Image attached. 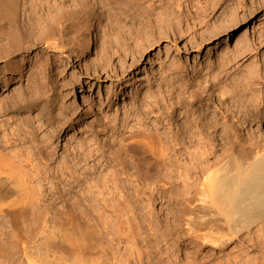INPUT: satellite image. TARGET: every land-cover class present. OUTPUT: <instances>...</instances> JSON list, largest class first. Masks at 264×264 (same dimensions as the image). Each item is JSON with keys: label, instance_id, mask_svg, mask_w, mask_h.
Segmentation results:
<instances>
[{"label": "bare ground", "instance_id": "obj_1", "mask_svg": "<svg viewBox=\"0 0 264 264\" xmlns=\"http://www.w3.org/2000/svg\"><path fill=\"white\" fill-rule=\"evenodd\" d=\"M67 1L78 4L79 9L68 10L69 5H64ZM107 1L109 2L110 11L114 14L116 12L117 15L122 14L121 10L124 6L123 11L132 7L129 0ZM131 1L138 3V0ZM146 1L148 4L151 2L146 6L149 12H151L153 6L158 7L156 10H159V6L156 4H161V11H157L160 12L157 17L161 21H158V26L157 24L153 25L155 28L158 27L156 29L158 31L153 26L151 27L150 22H148L149 19L152 21L155 16L153 19L147 17L145 24L139 22L140 27H136V31H132V35L134 37L136 34V39H138V42L141 40V44L137 47L138 54L135 53L137 55L133 56L132 63L128 65L126 73L122 71L123 76L134 67L137 69L145 58L149 59L154 48H158L159 52L156 56H160L162 43L165 41L172 43V39L174 40L172 44L177 43V40L180 38L182 40V36H187L191 32L190 30L194 31L193 28L197 25L191 26L192 21L189 22L187 16L190 13H186V16H183V13L177 14L176 9L181 8L183 1L186 2V0ZM199 1H194V4ZM226 1L207 0L204 1L205 3H198L199 6L194 5L192 1L194 6H191L193 9L190 8V10L194 11L196 9L195 17L192 15L194 24L197 22L203 25L205 21L202 18L214 14ZM103 2L105 1L0 0V40L7 41V48H10L6 52L0 53V59L6 62L9 55L18 52L22 47L25 48V45H30L29 47L37 46L34 39L41 29L42 41L47 48L62 56V59L65 58L70 61L73 54L70 53L71 50L75 48V44L83 43L79 38L84 29L86 30L89 26L93 29L91 16L93 15V18L97 17L99 6ZM135 3L134 5H137ZM21 6H23L21 13L23 19L19 18ZM66 7L68 8L66 9ZM235 9V7L234 9L231 8L229 12L225 10L226 13L221 14L219 19L218 16L216 17L218 22L206 28L203 34L202 30L200 33L203 37L199 33L202 40L196 33L200 41H195L196 36H194L195 40L187 36L189 43L184 44L186 45L184 49L187 54L191 51L200 52L207 48L208 65L213 64L212 54L215 50H218L219 58H216L219 63L217 69L211 67H207L208 70L206 69L207 72L214 70V73L211 74L213 71L210 72L211 75L207 76L206 74L209 80L207 77H205L206 80L199 77L197 78V85L187 81L176 86L178 82H175L174 75L172 77L175 80L168 81V79L164 83H159V79L157 88L160 89V92L158 90L159 93L154 91L150 95L148 94L149 96L147 95L148 97L141 102V106L137 104H135V107L132 106L133 115L138 118L139 123L144 122L142 116L145 114V110L148 115L158 114L156 117L158 129L154 130L155 132L152 128L141 130L144 123H138L139 126L137 124L133 128L134 130L131 129L133 132L128 136V140L125 137L122 138L124 139L123 142L130 141L142 150V156L139 157V161L137 160L138 162L135 165V173L138 175L137 180H132L133 175L125 170H122V174L113 171L109 174L101 173L100 169L103 164L96 168L97 158L104 159V163L108 164V167L111 164L107 160L108 151L105 150L107 147L104 149V146L101 145H96V149L94 151L90 149L88 153L82 150V152H76L75 156L69 155L68 151L67 154L65 153L64 156L58 159V157L52 155L56 151L51 152L52 146L49 143V133L41 130L43 125L37 128L31 120L33 117L30 120L26 117V120L23 119L20 122L11 121L8 119L9 116L7 117V109L4 110L5 100L2 101L0 104V118L7 117L5 120H8L5 122L0 121V129L2 130L0 137L1 264H149L147 246L143 243L146 242V236L149 234H146L148 232L146 226L148 227V224L152 225V222L149 221L148 223V216L151 220L152 215L151 210L148 211V209H151L149 208L150 204L155 201L157 195H160L161 199L167 200L168 203L171 200L176 201L177 204L169 206L184 215L191 216V219L185 222L190 228L189 231L195 235L198 234L200 236H198V239L202 240L203 243H209L215 247L233 242L234 238L250 229L251 225L264 221V133L260 134L263 130L264 121V92L256 93L254 90L256 85L254 76L257 75L254 68L259 72L261 70L258 66L259 63H253L259 69L253 68L251 65L255 74H253V71L247 70L249 72H245L241 76L238 74L239 76L233 77V80L231 79L229 82L224 81V79L221 80L222 72L252 49V47L249 48L250 42L248 43V40H245L251 35V27H248L251 17L247 16L245 18L243 16L244 20L241 21L237 16L239 9ZM45 13H47V17H45ZM132 17L130 19L133 20L134 17ZM173 17L177 18L174 19ZM209 22L211 23V20ZM241 22L246 27L242 33L241 30L236 31ZM117 24L119 25V23ZM123 25H125L124 22ZM200 25L198 28L201 27ZM113 29L112 32L117 28L114 26ZM234 30L237 34L241 33L239 38L236 39V43L234 42L235 49H233L235 52L232 51L231 41H229L230 32ZM194 32L193 34H195ZM119 35L120 33L118 34V44L122 41L120 38L129 42L126 36ZM147 35L150 40L149 43L147 37L144 42L142 41L144 36ZM222 35L226 40L224 43L221 41H224ZM112 40L114 39L112 38ZM85 41L82 48L87 49L90 53L94 43L88 42L85 44ZM124 41L123 47H128V42L125 43ZM170 44L167 43L164 47L165 50L163 48L162 50L168 53L167 47ZM220 44L222 45L220 46ZM213 45H216V47H213ZM108 50H102L105 54L102 58L100 57L101 60L96 64L97 67H95V64L92 65L94 72H96L95 69L108 71L106 70L109 64L108 60L104 59L109 53ZM231 52L234 53V56L232 55L233 57L229 58ZM175 60L176 58L174 63ZM181 62L175 63L176 65L172 64V70L183 74L185 68ZM154 64L151 60V65ZM146 68H144V71H146ZM112 73H114V70ZM165 73H168L167 70ZM114 75L115 80L111 78L113 79L112 84L121 86V77L115 73ZM138 78L136 80H139ZM3 81L4 87H7L9 81L7 75H5ZM131 86H136V83ZM154 87H151V90ZM261 95L262 98H260ZM206 97L209 98L208 103ZM217 98L220 99L218 100L220 105L216 101ZM197 103H204L203 107L201 106L202 111L197 108ZM32 104L34 103L32 102ZM40 117L46 123V114L42 112ZM127 121H125L124 127H127ZM138 121L136 120V122ZM241 130L245 131L246 136L241 134ZM256 134H259V136ZM95 157L97 158L95 159ZM125 196L124 201H129L122 203L123 200L121 202L120 198H125ZM134 209L135 211L136 209L139 210L138 212L141 214L138 215L139 219L138 216L136 219V214L133 215L134 218L129 217L130 214L134 213ZM122 212L129 214L123 217L124 220H122V216H124ZM126 216L128 217L126 218ZM137 220L138 223L139 220L141 223L143 235L138 230L141 236L134 235L138 227V225L135 226ZM263 224L261 225L263 226ZM124 226H126L125 229ZM91 228L97 229L98 233L93 229L90 230L92 232L88 231L89 234L86 233V230ZM259 228L258 236L256 233L257 237L254 240L252 238L251 242L254 241L256 245L262 247L264 245V230L261 227ZM125 235H127V238ZM139 237H142L143 241ZM89 239L91 240L90 243L93 241L94 244L87 246L85 242ZM140 241L141 244H139ZM71 243H74L75 246L73 247V244L71 246ZM121 245L125 246L126 251L130 247H132V250L136 249L139 256L136 250L133 253L130 250L131 252L128 251L130 256L126 255L128 252H125ZM139 245L141 246L137 247ZM134 254L138 258H132L135 256ZM2 260L5 262L3 263ZM187 264H194V262L191 261Z\"/></svg>", "mask_w": 264, "mask_h": 264}, {"label": "rangeland", "instance_id": "obj_2", "mask_svg": "<svg viewBox=\"0 0 264 264\" xmlns=\"http://www.w3.org/2000/svg\"><path fill=\"white\" fill-rule=\"evenodd\" d=\"M104 1L106 3L108 2L107 0H104ZM192 1H193V4H194V1L197 2V0H189V1L186 0L187 3L185 1H183L182 7L179 9L177 8L176 10H177V14L183 13V16H186V13L187 14L190 13L187 16H188L189 22L192 21V23H193V24L191 23V26L197 24L195 26L196 28L195 27L193 28L194 31H196V32H194L193 30H190L191 32L188 33V31H186V33H188L187 36L188 37L190 36L189 38L192 37L191 39H193L194 36H196L195 37L196 40L194 38L195 41H197V40L200 41V39L202 40L201 37H203L202 34L204 33V31H206L205 29L208 28L209 26H211L213 23L218 22V19L221 16V14L229 12V9H231V8L234 9V7H235L236 8L235 10L239 9L237 12V16H238V19L241 21L244 20L243 16H245V18L247 16L251 17V19L249 20V26H248V27H251V35H249L245 40H248L247 41L248 43L250 42L249 43L250 45L249 44L248 45H249V48L252 47V49H250L249 53L240 57V59H238L236 61L237 63L235 62L234 64L228 66L225 69V71L222 72L221 80L224 79V81L227 80L229 82L231 79L233 80V77L236 78L239 75L241 76V75L245 74V72L253 71V68L257 66V65L256 66H254V65L259 63L258 66L261 70H259V72H257L258 70H256L254 68V70L257 74L254 76V80H255V84H256L254 87V90L256 93H258V92L263 93L264 92V0H227L224 3L225 5L224 4L222 5L224 7L221 6L219 9H217L218 12L215 11V13H214L215 15L212 14L208 17L206 16V18L205 17L202 18L205 21V22L203 21L204 26L200 25L197 22H195V24H194L193 18L195 17L196 9L193 11L192 10L193 7H191V6H194L196 4H197L196 6H199L198 3H200V2L205 3L207 0H200V1L198 0L199 2L195 3L194 5L192 4ZM67 2L64 5L66 6L68 4L69 8L66 7V9L67 8H68V10H75V9L78 10L79 9V7L77 6L78 4L76 5V3L73 4L72 2H68V3ZM105 2H103L102 5L99 6L97 17L93 18V15L91 16L93 19L92 20L93 29L91 26L87 27L86 30L85 29L83 30V32L79 38L80 41L83 43L86 40L85 44L88 42L94 43V44H92L93 47L91 48L90 53H88L87 49L84 50L82 48L83 43H81V44L79 43L81 46L79 44H75L76 46H78V45L79 46L76 47L74 45L75 48L71 50L70 53H73V54H72L70 61H68L65 58L62 59V56H59L58 54L49 50L47 48V46L43 43V41H42L43 36H42V33H40V32H42V30L40 29L39 32H37L36 38L34 39V40H36L34 42L37 46H35V47L32 46L33 47L32 48V47H29L30 45L29 46L25 45V48L22 47L21 50H19L18 52H15L11 56L9 55L7 58L8 60L6 62L3 61L2 59H0V101H1L0 104L2 103V101L5 100L4 101L5 102L4 103L5 109L4 110L6 111V109H7V117L9 116L8 119H10L11 121L16 120V121L20 122L23 119L26 120L28 118L30 120L33 117L31 120H33L34 125H36L37 128H39L40 125H43L44 128L42 127L41 130L47 131L49 133L48 134V138H50L49 143L51 144L52 150H53V151L51 150V152L53 153L56 151L54 154H52V153H50V154L54 155L55 157H58V159H60L62 156H64L65 153L68 151H69L68 152L69 155L75 156L76 152H80L82 150L83 152L88 153V152H90V149H91V151H94L97 147L96 145H101V146H104L103 147L104 149L107 147L105 149L106 151H108L107 160H109V164L110 163L111 164L108 167V164L106 165V163H104V159L100 160L99 158L95 157V159L97 158L96 168H99L100 165L103 164V166L100 169V172L103 174H109V173H112V171L115 173H118V174H122L121 173L122 170H125V171H127V173L133 175L132 180H134L138 176L135 173L136 172L135 165L139 161V157L142 156V150H140V148L137 145L131 143L130 141L129 142L125 141L126 143L122 141V140H124V139H122L124 137L127 138V140H128V136L130 135L131 132H133L134 126H137V124L139 123L138 118H136L133 115L134 110L132 108L135 107V104L141 106L140 105V104H142L141 102L144 99H146L154 91L157 93L159 90V92H160V89L157 88L158 84L160 82L164 83L165 80L167 81L168 79H169L168 81L174 79L172 77V75H174V77L176 79V80L174 79L175 82L176 83L178 82L176 84V86H178L179 83L182 85L184 82L186 83L187 81L189 83H195V85H197L198 84L197 78H199V77L203 78V80H206L205 77L214 73V70H209L207 72V70H208L207 67L217 69L216 67L218 66V63H219V60H217V58H219V53H217L218 50L214 51V54H212L213 57H211L212 59L214 58L213 64L208 65V62H207V60H208V56H207L208 49L207 48H204L200 52L191 51L190 53L187 54L185 49H184L186 47V45H184V44L189 43L188 37L182 36V40H180L181 39L180 38L179 39L180 41L177 40L178 42L175 44H172L174 40L171 37L172 43L170 41H167V42L165 41L164 43L161 44V47H160L161 48V54H160V56L158 55L159 57L156 56L159 52V50H157L158 48H154L153 52H151V54L149 56V59L145 58L144 62L142 64H140V66L137 67V69H136V67H134L133 69L130 70L129 73H127L126 75L123 76L122 71H123V73H126L128 65H131V63H132L133 56L135 57L138 54L137 53L138 52L137 47H139V45L141 44L140 43L141 40H139V42H138V39H136L137 38L135 36L136 34L133 37L132 31L133 32H134V30L136 31L135 28L138 27L140 23L146 22L147 17L148 18L150 17L151 19H153L155 16V18L152 21L150 19H149L150 21L148 20V22H150L149 24H151L150 25L151 27L153 25L157 24L158 21L160 20L159 17H157V14L160 12H157V11H161V8H160L161 4L160 5L158 3L156 4L157 6H159V10H156L158 7L153 6V8L151 9V12H149V11H147L146 6H148L151 2H149V4H148L147 1L145 2V0H143V1L138 0V3H135L134 1L130 2V0H129V4L132 7L127 8V10H125L126 11L125 12V11H123V9L125 8V6H124L121 10L122 14L117 15L116 12L114 14V12L110 11V8L108 7L109 2L107 4ZM134 3L137 5H134ZM240 3H242V4H240ZM103 4H104V6H103ZM152 4H154V2H152ZM136 6H138V7L136 8ZM21 7H22V9H20L21 11L19 14V18L23 19V16H22L23 14H21L22 10H23V6H21ZM104 8H106V9L104 10ZM190 8H192V9L190 10ZM102 10H104V11H102ZM225 10H226V12H225ZM135 12H138L139 14L135 13ZM152 12H154V13H152ZM45 15L44 16L47 17V13H45ZM149 15H152L153 17L149 16ZM192 15H194V17ZM132 16L134 17L135 20L130 19ZM143 17H144V19H142ZM127 18H129V19H127ZM173 18L175 19L177 17H173ZM173 18H171V19H173ZM204 18L208 21H206ZM155 19H158V20H155ZM210 20H211V23L209 22ZM155 21H157V22H155ZM123 22L125 25H123ZM207 22L210 24H208ZM117 23H119V25ZM113 24H116V25H113ZM206 24H207V26H206ZM199 25L201 27L198 28ZM114 26H115V28H117L114 31L115 34H114V32H112L114 30L113 29ZM157 26H158V24H157ZM157 26H156V28H155V26H153V28L156 30V29H158ZM123 27H125V28H123ZM203 27H205V28H203ZM245 28L246 27H245L244 23L241 22L239 27L236 29V31L241 30V33H242L243 30H245ZM119 29H120V31H118ZM202 30H203V32H202ZM156 31H158V30H156ZM236 31L235 30L233 32L231 31L230 36H229V41H231V45H232V51L235 49L234 42L236 41L237 38H239V35L241 34V33L237 34ZM121 32H123V33H121ZM193 32L195 34H193ZM200 32H202V34ZM119 33H120L119 36L124 35L129 39V42L127 40L128 47H123L124 39H122V38H120V40H122V41H120L118 44V41H119L118 40L119 39L118 34ZM196 33H197V35H199V37L201 34L200 39L196 35ZM125 34H127V35H125ZM104 36H106V37L104 38ZM146 37L148 38V35L144 36V39H142V38H140V39H142V41L144 42ZM221 37L224 39V41L221 40L224 43L226 41L224 38V35H222ZM112 38L114 40H112ZM116 38H117V41H116ZM108 40H109V43H108ZM147 40L146 41L149 43V41H150L149 38ZM146 41H145V43H146ZM124 42L127 43L126 41H124ZM6 43H7V41L0 40V50H1L0 53L6 52V50L10 49V48H7ZM167 43L168 44L171 43L170 44L171 46L170 45L168 46L171 49H169L167 47L168 53L163 51V50H165L164 47H166ZM213 43H216V42L213 41ZM163 45H165V46H163ZM221 45L222 44H220V46ZM104 47H106V48H104ZM213 47H216V45H213ZM125 48H126V50H125ZM162 48H163V50H162ZM104 49L105 50L109 49L108 55H106V58L104 57V59L105 60L107 59L108 63H109L107 68H106V70H108V71H102L100 69L99 70L95 69L97 72L96 73V72H94L93 66L95 64V67H97L96 66L97 62L100 61L101 58L103 57V55L105 54V53L103 54V51H102ZM169 50H171V51H169ZM233 52H235V50ZM135 53H137V54H135ZM110 55L112 56V58ZM232 55L234 56V53L231 52L229 54V58L230 57L232 58L233 57ZM166 56H167V58H166ZM171 57H173V58H171ZM0 58H1V54H0ZM175 58H176L175 63L182 61L181 63L183 64V66L185 68V71L183 72V74L181 72H177V71L172 70L173 69L172 64L176 65L174 63ZM151 60L153 61V63H155L154 65H151ZM41 61L43 62V64H41L42 63ZM169 61H171V62H169ZM37 62L38 63L41 62V63L38 64ZM253 63H255V64H253ZM261 63H263L262 64L263 66L261 65ZM166 64H167V66H166ZM188 64H190V65H188ZM251 65L253 66V68ZM44 66H45V68H44ZM233 66H235V67H233ZM261 66H262V68H261ZM145 67H147L146 71H144ZM170 68H171V70H170ZM259 68H257V69H259ZM111 69H112V71L114 70L115 74H117L121 77L120 78L121 79V84H120L121 86L116 85V84H112L113 79L115 80V75H114V73H112ZM109 70H110V72H109ZM166 70L168 73H165ZM203 70H204V72H203ZM247 70H249V71H247ZM169 71H171V72L169 73ZM211 71H213V72H211ZM210 72H211V74H210ZM178 74H180V75H178ZM206 74H207V76H206ZM253 74H255L254 71H253ZM5 75H7L8 79H9L7 87H4L3 79H4ZM87 75H89L90 78H88L89 76H87ZM258 76H260V77H258ZM98 77L100 78L99 80L97 79ZM109 77H110V79H109ZM137 77H139L138 78L139 80H136ZM161 77H162V79H161ZM111 78H113V79H111ZM207 78L209 80V77H207ZM147 79L148 80L150 79V81L148 82ZM163 79H164V81H163ZM184 79H185V81H184ZM158 80H159V83H158ZM135 83H136V86L132 87L131 85L135 84ZM209 85H210V83H209ZM130 86H131V88H130ZM256 86L259 88V90ZM151 87H154V88H152V90H151ZM155 88H157V89H155ZM262 97L263 96L261 95L260 98H262ZM208 99L209 98L206 97V102L208 101ZM218 100H220V99L217 98L216 101H218ZM29 101L30 102L32 101L34 104H36V103L37 104L34 105V104H32V102L30 104ZM14 102L16 105L14 104ZM25 102L27 103L26 105H25ZM218 102L217 103L220 105V101H218ZM203 104L204 103H197L198 106L197 105L196 106H197V108H199V111H202ZM26 107H28V108H26ZM200 107H201V110H200ZM214 108H213V110H215ZM47 109L49 112L47 111ZM42 112L44 114H46V117H47V118L45 117L46 123L44 121H42V119L40 117V114ZM49 114H50V116H49ZM15 115L17 116L18 119L17 118L15 119V117H16ZM11 116H13V117H11ZM157 116H158V114H155V115L149 114L148 115V113H146V110H145V114L142 116L144 122L143 121L141 122L142 124L144 123V127L141 130H148L149 128L150 129L152 128L153 131L157 130L158 129V123H157L158 120L156 119ZM6 118H4V119L0 118V121L5 122L8 120V119L5 120ZM35 118H37V119H35ZM126 119L127 120L129 119V120L127 121ZM47 120H48V122H47ZM136 120L138 122H136ZM125 121H127V127H124ZM35 122H38V123L36 124ZM131 122H133V123H131ZM182 122H183V120H182ZM141 123H139V124H141ZM45 124H46V126H45ZM139 124H138V126H139ZM128 125H129V127H128ZM262 127H263V130L261 131L262 133L260 132V134L264 133V121H263ZM131 129H133V130H131ZM0 131H1L0 132V137H1L2 130L0 129ZM240 132L242 135L246 136L245 131L241 130ZM257 136H259V134ZM77 147H79V148H77ZM53 148H55L56 150ZM73 149H76V150L80 149V150H77V151L74 150L73 151ZM120 166H122V167H120ZM109 169L111 170V172ZM120 199H121L120 200L121 202L123 200L122 203L129 201V200L124 201V199H126V196H125V198L121 197ZM154 202H152L151 204L149 203L150 204L149 208H151V209H148V211L151 210L150 212L152 213L151 220H150V217L148 216V219H149L148 223L150 221V222H152V225L148 224V227L146 226V229H147L146 231H148V232L145 231L146 234L149 233L148 236H146L148 240L146 239L145 243L142 242L144 245L147 246L146 247L147 252H148L147 253L148 259L147 260H149L148 261L149 264H171V263H173V264L174 263L175 264H183V263L187 264L188 262H191V261L194 262V264H196V263L197 264H200V263L201 264H264V245H262V247H260L259 245H256L254 243V241L251 242L252 238L254 240L255 237L258 236L259 233H257V232H259V229H260L259 227H261L262 230H264V227H263L264 221L259 222L260 225H259V223H256L257 225L256 224L251 225L250 229L244 231L243 234H241L237 238H234L233 242H228L224 246L219 245V246L215 247L214 245H211L209 243H203L202 240L200 241V239H198V236H199L198 234L195 235L191 231H189L190 228L188 227V225L185 222H186V220L191 219V216L187 215V214L184 215L182 212H179V211L171 208V206H174L175 204H177L176 201L174 202V200H171V202L168 203L167 200H164V198L161 199L160 195L159 196L157 195ZM169 205H171V206H169ZM134 206H136V205H134ZM120 209H122V208H120ZM133 211H134V213H132L130 215L128 213L126 214L125 212L124 213L122 212V214L124 215V216H122V220H124L123 217H125V215H129V217H133V215L135 216V214H136L135 217L137 219V216L140 214V212H138L139 210H137V209H136L137 212L135 211V209ZM148 211H147V213H148ZM139 216H138V219H139ZM127 217L128 216H126V218ZM187 217H189V218H187ZM137 223H138V220L135 221V226L138 225V227H137V231L135 230L136 232L134 233V235L135 236L136 235L139 236L140 234L143 235L140 220H139L140 224L139 223L137 224ZM261 224H263V226ZM93 225L95 226V224H93ZM125 227L126 226H124V229H125ZM138 228H140V229H138ZM92 229L93 228L87 229L86 233L89 234V232H92V231H90ZM138 230H140L139 231L140 234H139ZM93 231L96 232L97 229H93ZM137 232H138V234H136ZM97 233H98V231H97ZM256 233H257V236H256ZM125 236L127 238V235H125ZM139 238H140V240L143 241L142 237H139ZM139 238H137V239H139ZM90 241H91L90 239H89V241L86 240L85 245L88 246L90 244L91 245L94 244L93 241L91 243H90ZM72 244L74 247L75 244L71 243V246H72ZM139 244H141V241ZM121 246L123 247V249L125 248L124 245H121ZM140 246L141 245H139L137 247H140ZM131 248L132 247H130L127 251H126V249H124V250H125V252H128V251L132 250ZM123 249H122V252L124 251ZM135 250L133 249L132 253ZM136 253L138 255L139 252L137 251ZM127 254L130 256L129 252L126 253V255ZM94 255H96V254H94ZM137 255L133 256L132 258H134V257L138 258L139 255L138 256ZM129 256H126V257L128 258ZM94 257H96V256H94ZM186 261H188V262H186ZM2 262L4 263L5 261L2 260ZM0 264H1V261H0ZM5 264H8V263H5Z\"/></svg>", "mask_w": 264, "mask_h": 264}]
</instances>
